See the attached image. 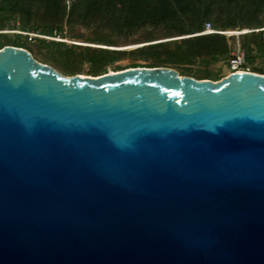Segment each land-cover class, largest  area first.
Listing matches in <instances>:
<instances>
[{"label": "water", "instance_id": "obj_1", "mask_svg": "<svg viewBox=\"0 0 264 264\" xmlns=\"http://www.w3.org/2000/svg\"><path fill=\"white\" fill-rule=\"evenodd\" d=\"M0 264H264V74L1 47Z\"/></svg>", "mask_w": 264, "mask_h": 264}, {"label": "rangeland", "instance_id": "obj_2", "mask_svg": "<svg viewBox=\"0 0 264 264\" xmlns=\"http://www.w3.org/2000/svg\"><path fill=\"white\" fill-rule=\"evenodd\" d=\"M67 13L71 12L69 23L54 37L41 35L36 32H25L17 29V17L7 19L0 29V44L13 45L17 41L23 43V48L30 51L33 57L45 63L63 75L99 76L111 71L122 70L141 65L145 67H169L182 76H191L197 79L220 81L227 77L232 69L229 58L232 53L244 52L245 66L252 72L264 74V27L256 28L257 20H264V13L259 18L245 13L225 14L218 21L215 20L218 6L209 7L202 16L205 22H211L219 32L214 41L215 46L225 44L227 51L213 57L208 54H198L188 61L181 58V50L195 51L198 46L206 42L205 32H196L188 35H175L163 27L145 25L130 29L127 26L119 27L111 19H102L92 22L82 16L87 0H65ZM204 22V25H205ZM231 22L236 26H232ZM203 25V26H204ZM263 29V33L257 31ZM254 31L257 35L246 37ZM106 40V45L98 39ZM178 38L186 41L183 48L178 49L175 42ZM180 40V39H179ZM163 42L166 46L154 47L151 53L131 54L142 46ZM119 49L126 54L119 60L104 64L91 59L98 55V48ZM145 56V57H142Z\"/></svg>", "mask_w": 264, "mask_h": 264}, {"label": "trees", "instance_id": "obj_3", "mask_svg": "<svg viewBox=\"0 0 264 264\" xmlns=\"http://www.w3.org/2000/svg\"><path fill=\"white\" fill-rule=\"evenodd\" d=\"M217 7L215 20L218 21L225 14L245 13L259 18L264 13V0H87L82 14L84 18L97 22L104 18L113 20L119 27L127 26L130 29L145 25L163 27L175 35H188L203 31L207 18L202 16L209 7ZM17 17V29L25 32H36L41 35L56 36L63 27L64 22L69 23L71 12L67 13L65 0H0V29L4 27L7 19ZM256 28L264 27V20H257ZM232 26L234 25L231 22ZM263 33V29L257 31ZM257 35L254 31L250 36ZM218 35L206 34V42L190 51L181 50L186 41L184 38L176 39V46L181 50L180 57L187 61L198 54H208L214 58L227 51L225 44L215 46L214 41ZM180 39V40H179ZM100 43L106 40L99 38ZM14 46L24 47L22 42ZM167 43L156 42L133 50L131 54L151 53L154 47L166 46ZM3 45L0 44V48ZM98 48V55L91 59L94 62L102 61L108 64L121 59L126 52L119 49ZM145 57V56H142ZM141 66L134 65L133 67Z\"/></svg>", "mask_w": 264, "mask_h": 264}, {"label": "built area", "instance_id": "obj_4", "mask_svg": "<svg viewBox=\"0 0 264 264\" xmlns=\"http://www.w3.org/2000/svg\"><path fill=\"white\" fill-rule=\"evenodd\" d=\"M202 32H205V33H217L219 32L218 30H216L211 22H205V25H204V29ZM229 64H230V67L232 69V72L233 71H239V70H243V71H250L246 66H245V55H244V52L242 51H239V52H236V53H232L230 58H229Z\"/></svg>", "mask_w": 264, "mask_h": 264}, {"label": "bare ground", "instance_id": "obj_5", "mask_svg": "<svg viewBox=\"0 0 264 264\" xmlns=\"http://www.w3.org/2000/svg\"><path fill=\"white\" fill-rule=\"evenodd\" d=\"M111 72H114V71H111ZM81 76H84V75H81Z\"/></svg>", "mask_w": 264, "mask_h": 264}]
</instances>
